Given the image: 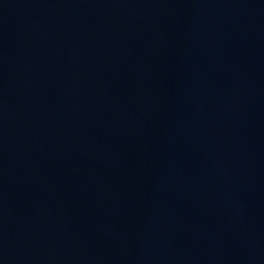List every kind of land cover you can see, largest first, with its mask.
Here are the masks:
<instances>
[{
  "label": "water",
  "instance_id": "water-1",
  "mask_svg": "<svg viewBox=\"0 0 264 264\" xmlns=\"http://www.w3.org/2000/svg\"><path fill=\"white\" fill-rule=\"evenodd\" d=\"M0 264H264V0H0Z\"/></svg>",
  "mask_w": 264,
  "mask_h": 264
}]
</instances>
